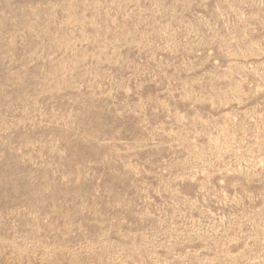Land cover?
Returning a JSON list of instances; mask_svg holds the SVG:
<instances>
[{
  "label": "rangeland",
  "instance_id": "1",
  "mask_svg": "<svg viewBox=\"0 0 264 264\" xmlns=\"http://www.w3.org/2000/svg\"><path fill=\"white\" fill-rule=\"evenodd\" d=\"M0 264H264V0H0Z\"/></svg>",
  "mask_w": 264,
  "mask_h": 264
}]
</instances>
